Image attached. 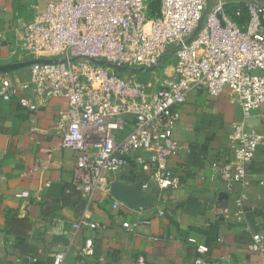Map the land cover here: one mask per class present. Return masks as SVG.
Wrapping results in <instances>:
<instances>
[{
    "label": "built area",
    "instance_id": "obj_1",
    "mask_svg": "<svg viewBox=\"0 0 264 264\" xmlns=\"http://www.w3.org/2000/svg\"><path fill=\"white\" fill-rule=\"evenodd\" d=\"M152 1L157 9L151 14ZM210 2L50 0L22 26L20 52L32 61L26 77L9 71L0 78V100L17 98L30 112L50 98L66 101L53 118V130L60 146L74 152L71 184L84 206L71 222L51 220L57 234L73 239L101 227L89 215L98 191H104L113 209L124 205L110 194L112 181L157 199L173 186L170 162L180 148L174 129L193 89L217 96L227 88L240 108L231 148L211 160L210 169L224 192L234 195L235 205H243L247 169L264 142V134L246 124L264 105V0ZM201 20L202 28L193 35ZM168 51L172 72L159 74L158 61ZM148 224V219L121 223L129 232ZM188 242L194 244V264H218L205 257V244L194 237ZM247 249L259 253L264 264L259 233L252 234ZM91 252L88 239L73 264H88ZM66 255V249L54 252L51 264H63ZM17 259L36 261L29 254ZM132 264L149 263L138 254Z\"/></svg>",
    "mask_w": 264,
    "mask_h": 264
},
{
    "label": "crops",
    "instance_id": "obj_2",
    "mask_svg": "<svg viewBox=\"0 0 264 264\" xmlns=\"http://www.w3.org/2000/svg\"><path fill=\"white\" fill-rule=\"evenodd\" d=\"M49 1L0 0V78L9 71L27 76L32 60L20 52L21 28ZM65 106L63 98H50L30 112L17 98L0 100V264H51L60 249L67 250L63 264H73L88 239V264H132L138 254L149 264H194L191 237L205 244V257L218 264H262L247 245L253 233L264 242V142L248 166L240 208L210 169L211 160L229 152L233 124L242 117L227 88L217 96L203 89L188 92L174 129L180 147L170 162L174 183L160 199L153 194L149 206L113 209L98 191L89 215L101 227L73 239L57 234L51 224L56 217L71 222L82 211L80 193L71 184L74 152L60 146L53 130V118ZM246 124L264 134V105ZM21 192L27 196L17 197ZM158 209L163 215H156ZM142 219L149 224L134 232L121 225ZM23 254L36 261L18 260Z\"/></svg>",
    "mask_w": 264,
    "mask_h": 264
},
{
    "label": "water",
    "instance_id": "obj_3",
    "mask_svg": "<svg viewBox=\"0 0 264 264\" xmlns=\"http://www.w3.org/2000/svg\"><path fill=\"white\" fill-rule=\"evenodd\" d=\"M98 63L105 64L104 61ZM109 191L114 199L128 206L142 208L151 205V198L149 196L142 195L136 187L128 186L119 181H112L109 185Z\"/></svg>",
    "mask_w": 264,
    "mask_h": 264
},
{
    "label": "rangeland",
    "instance_id": "obj_4",
    "mask_svg": "<svg viewBox=\"0 0 264 264\" xmlns=\"http://www.w3.org/2000/svg\"><path fill=\"white\" fill-rule=\"evenodd\" d=\"M216 2H217V0H211L209 5L212 6ZM202 26H203V20H201L198 27L193 31V35H195L197 33V31L202 28ZM172 65H173L172 53L170 51H168L158 61L157 73L161 74L162 72H165L166 74H171Z\"/></svg>",
    "mask_w": 264,
    "mask_h": 264
},
{
    "label": "trees",
    "instance_id": "obj_5",
    "mask_svg": "<svg viewBox=\"0 0 264 264\" xmlns=\"http://www.w3.org/2000/svg\"><path fill=\"white\" fill-rule=\"evenodd\" d=\"M154 1H152V2H150V13L152 14V13H154L155 11H156V9H157V3L156 2H154ZM72 187L75 189V187L72 185ZM83 206H84V202H83V200H82V198H81V202H80V204H79V209H83Z\"/></svg>",
    "mask_w": 264,
    "mask_h": 264
}]
</instances>
